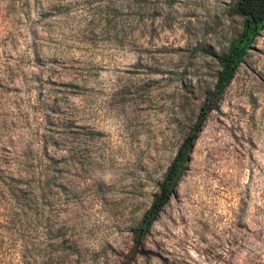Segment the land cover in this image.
Masks as SVG:
<instances>
[{
    "label": "rangeland",
    "instance_id": "374dc122",
    "mask_svg": "<svg viewBox=\"0 0 264 264\" xmlns=\"http://www.w3.org/2000/svg\"><path fill=\"white\" fill-rule=\"evenodd\" d=\"M235 2L0 0V217L34 173L36 264L61 242L69 264H264V26L133 253L215 55L242 30Z\"/></svg>",
    "mask_w": 264,
    "mask_h": 264
},
{
    "label": "trees",
    "instance_id": "16d2710c",
    "mask_svg": "<svg viewBox=\"0 0 264 264\" xmlns=\"http://www.w3.org/2000/svg\"><path fill=\"white\" fill-rule=\"evenodd\" d=\"M233 11L243 18L242 30L225 52L215 55L218 71L214 85L205 94L193 124L159 181L150 207L132 232L134 254L145 253V238L186 171L194 144L209 114L218 107L246 53L264 26V0H236ZM37 182L35 174L26 171L19 183L20 187L12 184L6 190L10 199L4 216L0 217V264H36V256L40 255V251L29 247L24 229L27 223H36L40 212L43 196ZM56 234L49 236L53 239L62 237L63 229H57ZM63 243H50L43 249L41 264H69L70 256L76 252L73 248H64Z\"/></svg>",
    "mask_w": 264,
    "mask_h": 264
}]
</instances>
